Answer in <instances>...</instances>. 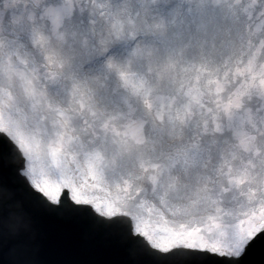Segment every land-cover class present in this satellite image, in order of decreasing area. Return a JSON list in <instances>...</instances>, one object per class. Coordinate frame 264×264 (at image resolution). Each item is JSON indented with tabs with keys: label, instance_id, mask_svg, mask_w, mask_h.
I'll return each mask as SVG.
<instances>
[{
	"label": "snow or ice",
	"instance_id": "1",
	"mask_svg": "<svg viewBox=\"0 0 264 264\" xmlns=\"http://www.w3.org/2000/svg\"><path fill=\"white\" fill-rule=\"evenodd\" d=\"M0 264H264V0H0Z\"/></svg>",
	"mask_w": 264,
	"mask_h": 264
},
{
	"label": "water",
	"instance_id": "2",
	"mask_svg": "<svg viewBox=\"0 0 264 264\" xmlns=\"http://www.w3.org/2000/svg\"><path fill=\"white\" fill-rule=\"evenodd\" d=\"M66 227L67 226L64 223L59 221H51L46 224V228L53 236L62 233Z\"/></svg>",
	"mask_w": 264,
	"mask_h": 264
}]
</instances>
